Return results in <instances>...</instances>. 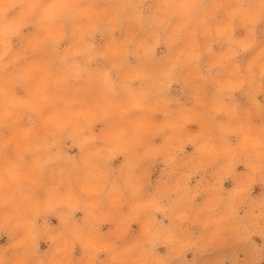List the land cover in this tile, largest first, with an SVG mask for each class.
I'll return each instance as SVG.
<instances>
[{"label":"clouds","instance_id":"obj_1","mask_svg":"<svg viewBox=\"0 0 264 264\" xmlns=\"http://www.w3.org/2000/svg\"><path fill=\"white\" fill-rule=\"evenodd\" d=\"M152 3L0 0V234L10 241L0 247V264H74L77 245L85 264H171L207 246L194 237L196 226L211 230L207 244L228 232L264 236V199L251 198L264 182V105L257 101L264 47L253 52L250 38L264 21V0ZM26 27L37 31L22 36ZM237 28L248 35L237 38ZM98 34L109 38L103 50ZM162 44L167 52L157 56ZM216 44L226 50L216 55ZM249 52L242 69L238 57ZM206 55L209 73L218 68L222 79L201 73ZM173 84L187 89L194 107L170 94ZM236 93L249 106L235 102ZM191 124L199 131H189ZM68 141L79 159L64 150ZM186 145L194 152L182 159ZM118 156L123 163L113 169ZM157 160L167 171L153 186ZM239 165L247 171L237 173ZM229 177L235 187L226 191ZM51 216L60 231L53 233ZM108 223L115 227L105 234ZM132 224L139 236L130 237ZM41 240L52 245L47 260Z\"/></svg>","mask_w":264,"mask_h":264},{"label":"rangeland","instance_id":"obj_2","mask_svg":"<svg viewBox=\"0 0 264 264\" xmlns=\"http://www.w3.org/2000/svg\"><path fill=\"white\" fill-rule=\"evenodd\" d=\"M154 6L152 0H149V5L146 7ZM14 13H10L9 15H13ZM37 30L33 27H26L22 29V36H28L32 33H35ZM123 31H119L115 33L118 38H123ZM248 35L247 30L245 28H237L235 32V36L237 38H244ZM142 36H138L137 39H141ZM256 41L255 47L252 50L253 52L259 50V48L264 47V21L258 24L255 27V32L252 37H250ZM107 35H97L95 39V43L97 45L98 50H103L104 47L108 43ZM23 41L20 37H16L13 39V45L16 50H20L22 47ZM67 45V41H65L61 47H65ZM226 45L216 44L213 45V52L216 55L223 53L226 50ZM167 52L166 47L162 44L159 48H157L156 54L157 56L163 55ZM252 52L243 53L240 57H238V62L241 64L242 69L246 64L247 60L250 58ZM37 57H33L36 59ZM132 63H135L133 58H130ZM210 58L206 55L202 57L201 60V73L205 76L211 75L217 79L223 78V72L216 68L212 69L211 73H209L207 65L209 63ZM24 63V61H21ZM114 78H116L115 73L113 74ZM18 93L22 94L20 90H17ZM172 96L179 98L185 105L189 108L194 107V101L191 100V97L188 94L187 89H184L182 84H173L172 90L170 93ZM235 102L239 103L242 107L249 106L246 96L243 93H236ZM257 101L264 105V92L257 96ZM155 119L157 121L163 120L162 116H156ZM217 119L222 120L225 117L221 114L217 117ZM103 125H97L96 131L99 132ZM188 130L191 132L199 131L198 124H191L188 126ZM5 135H9L8 131L5 130ZM233 142H236V137H233ZM156 144H160L163 142L162 137L156 138L154 141ZM66 153L69 156L76 157L79 159V148L72 146L71 141L66 143L65 149ZM194 152V148L192 145H186L185 151L181 154L180 158L186 159L188 155ZM11 154V153H10ZM123 156H118L115 160L112 161V168L118 169L120 165L123 163ZM167 171V167L161 160H157L152 168V176L151 181L153 186H155L162 172ZM247 169L243 167V165L237 166L236 172L242 173L246 172ZM202 174H198L193 177L189 182V186L195 188L197 181L200 180ZM224 188L226 191H231L232 188L235 187V179L229 177L224 181ZM152 188H149L148 191H151ZM251 198L255 200L264 199V182H257L256 185L253 186V190L251 193ZM197 203L203 202V197H197ZM126 210V209H125ZM76 218L78 220H82L83 213L77 212ZM157 219H163L164 223L167 224L168 220L164 219L163 216L157 214ZM49 225L53 231V233L61 230V224L57 217L51 216L48 218ZM38 223H42V221H38ZM114 225L111 223L101 225V232L107 234L110 233L114 229ZM210 229H203L199 226L193 228V234L195 238H198L201 244H205L207 246L204 247H193L187 252L183 254L182 257L171 261V264H254V261L258 262V264H264V236L254 235L248 240H243L239 236L232 234L231 232L222 234L221 237L212 241L211 244H207V241L210 239ZM140 234V225L132 224L130 227V237L139 236ZM9 238L6 234H0V247H7L9 243ZM52 247L50 242L46 240L39 241V250L41 253V258L47 260V253H49V249ZM157 253L161 256L168 255V249L164 246H160L157 248ZM10 254V253H9ZM86 255L84 254L83 249L80 248L79 245L76 246L73 253L74 264H85ZM99 259L101 261L107 259V254L101 253Z\"/></svg>","mask_w":264,"mask_h":264}]
</instances>
